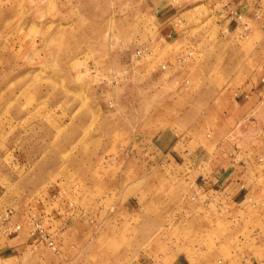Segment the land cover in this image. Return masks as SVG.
<instances>
[{
	"label": "rangeland",
	"instance_id": "374dc122",
	"mask_svg": "<svg viewBox=\"0 0 264 264\" xmlns=\"http://www.w3.org/2000/svg\"><path fill=\"white\" fill-rule=\"evenodd\" d=\"M149 1L0 0V264L13 258L7 247L16 236L26 244L25 264L37 257L43 264H171L200 237L221 239L223 225L196 235L178 217L208 190V198L218 195L214 181L227 166H249V182L238 187L264 207V109L243 108L245 91H224L220 98H232L234 108L220 107L218 98L216 108L202 107L206 117L196 128L184 124L199 110L180 107L189 93L171 97L151 84L194 51L156 37L143 12ZM211 25L197 21L190 35L214 36ZM137 50L143 53L136 56ZM202 66L209 68V61ZM210 95L201 92L192 103L207 104ZM221 114L235 117L228 123ZM168 128L175 137L185 128L200 138L201 151L152 153V135H167ZM178 148L193 151L184 143ZM131 149L143 155L131 157ZM161 163L190 170H146ZM258 226L264 233L258 223L248 238ZM38 249L43 253L35 256ZM241 256L242 264H258Z\"/></svg>",
	"mask_w": 264,
	"mask_h": 264
},
{
	"label": "crops",
	"instance_id": "0c3cea01",
	"mask_svg": "<svg viewBox=\"0 0 264 264\" xmlns=\"http://www.w3.org/2000/svg\"><path fill=\"white\" fill-rule=\"evenodd\" d=\"M212 1L214 3L209 5L207 2L193 4V0H150L149 5L143 8L146 18L150 20L156 32V37L162 39L163 43L171 47L178 46L180 49L193 48L194 55L187 58L180 67L172 69L161 77V81L153 82L151 88L165 89L169 91L171 97L176 96L177 92L189 93L188 100L180 107L186 109L193 106L194 109H199L197 112L194 111L192 121L184 122V124L193 123L194 128L201 124L203 117H206L202 113V107L216 108L214 105L218 98L220 107L234 108L232 98L227 96L226 99H222L219 92L245 91L249 93V97L242 103L243 108L264 109V0ZM203 11L209 13L206 18L202 15ZM257 13L260 15L259 19L254 17ZM236 16H241L242 20L248 23L249 33L245 38L237 36L240 22L237 21ZM205 19L211 21V28L215 29V35L209 36L202 33L190 35L191 31L198 28L197 21H202L204 24L207 21ZM173 58L174 55L166 57L170 61ZM206 60L209 61V68L202 66V62ZM219 60L224 62L219 63ZM204 76L214 77L215 80L212 82L211 78L208 80ZM183 78H191V83L183 84ZM201 92L211 93L209 102L203 105L192 103L195 100L193 97ZM238 102L239 98L235 100L236 104ZM228 114H221L219 117L229 123L235 115ZM259 118L264 123V114H260ZM184 120L186 119L183 118L179 122L183 123ZM166 131L167 135H163L166 133L164 131L158 135H152V153L168 157L196 155V150L201 151L203 141L195 135L192 136L187 129H183L186 134L180 138L170 133L171 128ZM211 140L213 139L210 138L209 142ZM181 143L192 145L193 151L183 153L178 148ZM128 153L131 157L143 155L138 149L134 151L131 149ZM250 168L259 172L256 167ZM146 170L164 173L190 169L184 165L161 163L148 165ZM249 171L247 164L227 166L214 181L221 185L220 188L217 186L221 190L215 193L218 195L208 198L211 191L208 190L190 207L188 202H185L188 208L179 214L178 219L186 222L187 225L191 223L192 231L196 235L211 233L218 229L217 224L223 225L224 229L218 232L221 237L219 241L205 242L200 237L189 253H175L171 264H214L217 258H222V264H242V254L252 255L257 259L258 264H264V233L260 232V227H257L258 233L255 237L248 238L252 235L255 224H264L263 202L251 201L248 195L238 187L239 183L249 182L246 179V173ZM257 204L260 206L256 207ZM82 234L89 233L83 231ZM245 237L248 241H241ZM11 242L12 245H9L7 250L14 255L5 264H25L20 259L26 252L24 240L16 236ZM85 246L83 244L81 248ZM38 253L40 255L43 251L38 249L35 256ZM32 264L43 263L37 257Z\"/></svg>",
	"mask_w": 264,
	"mask_h": 264
},
{
	"label": "built area",
	"instance_id": "2783aa9c",
	"mask_svg": "<svg viewBox=\"0 0 264 264\" xmlns=\"http://www.w3.org/2000/svg\"><path fill=\"white\" fill-rule=\"evenodd\" d=\"M255 18H259V16L255 15ZM236 19H237L238 22H240L239 26H240V29L242 31V33H241L242 36H240V37H245L243 35H245V33H248V31H249L248 23H246L244 20H242L241 16H236ZM142 53H143V51L137 50L135 52V55L136 56H140ZM185 56H187V55H185ZM184 60H185L184 56L183 57H179L178 62H183ZM160 68L162 70H164L166 68V65L165 64L161 65ZM36 227L38 228V224H36ZM40 232H42V231L40 230ZM47 246H49L52 250L56 249L52 241H47Z\"/></svg>",
	"mask_w": 264,
	"mask_h": 264
}]
</instances>
